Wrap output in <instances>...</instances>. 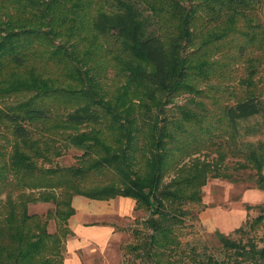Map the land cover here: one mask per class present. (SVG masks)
<instances>
[{
    "label": "trees",
    "instance_id": "1",
    "mask_svg": "<svg viewBox=\"0 0 264 264\" xmlns=\"http://www.w3.org/2000/svg\"><path fill=\"white\" fill-rule=\"evenodd\" d=\"M263 96L264 0H0V264H63L75 195L147 211L127 260L264 264L262 213L222 260L180 240L210 177L264 189Z\"/></svg>",
    "mask_w": 264,
    "mask_h": 264
},
{
    "label": "rangeland",
    "instance_id": "2",
    "mask_svg": "<svg viewBox=\"0 0 264 264\" xmlns=\"http://www.w3.org/2000/svg\"><path fill=\"white\" fill-rule=\"evenodd\" d=\"M184 98H179L178 102H183ZM264 104V96L262 97ZM252 123L257 122L260 127V133L255 136H249L247 139L256 140L257 138H264V123L260 116L251 119ZM82 152L81 149L69 146L66 152L59 158L57 163L59 165H71L77 159V156ZM264 171V168H263ZM80 198L87 199V204L95 203L99 200L89 199L88 197L77 195L74 198V204L83 207L86 204H81ZM125 198V197H124ZM120 197L106 200L113 202ZM112 200V201H111ZM131 200V198L129 199ZM98 202L95 207L97 215L86 217L88 221H96L113 226L115 228V236L104 247L105 241L101 240L94 230H87L83 234L82 241L84 243L85 252L82 253L83 264H138L139 260L130 257L126 259L123 246L126 242L133 241L134 235L132 230L140 228L143 232H148V229L142 225L144 218L148 216L145 210H133L128 214L120 212L105 213L111 209L109 203ZM264 203V189L256 187L254 181L251 179V171L247 170L242 178L237 181H230L223 178H209L202 189V203L199 205L186 204L192 214L185 218L184 225L180 228L181 243L186 251L194 247L200 254H211L215 258L225 259V252L221 243L215 235V230H219L232 238H239L241 234L235 229L239 226L245 225L248 219L262 213L257 204ZM251 206L250 208H248ZM54 204L51 202H36L28 205L30 213H45L47 209L53 208ZM55 221L52 219L49 222V231L55 230ZM264 233V220L262 224L255 230L251 231L250 235L258 240ZM87 242V243H86ZM94 243V246L92 244ZM91 247V248H90Z\"/></svg>",
    "mask_w": 264,
    "mask_h": 264
},
{
    "label": "crops",
    "instance_id": "3",
    "mask_svg": "<svg viewBox=\"0 0 264 264\" xmlns=\"http://www.w3.org/2000/svg\"><path fill=\"white\" fill-rule=\"evenodd\" d=\"M77 195L73 196L72 198V204L75 208V212L73 215H71L68 219V224L71 230L73 231V235L69 236L65 241V255H64V261L63 264H83V257L82 253L85 252L84 243L85 241H82L83 234L87 230H94L98 234V236L101 237L102 241H105L104 245H102L103 250L104 247L112 240V238L115 236V228L110 225H106L103 223H97L96 221H88L86 220V217H92V215H97L95 212L97 209L95 208L98 202H106V200H99L92 204H87V199L80 198L81 204H86L83 207L74 204V198ZM121 199L114 200V206L112 207V203L110 201H107L106 203H109L111 206V209L107 210L105 213L109 211V213L112 212H120L124 214H128L131 212L134 208V200L130 197H123L118 196ZM90 199V198H89ZM114 199V198H112ZM97 200V199H94ZM110 200V199H108ZM112 201V200H111ZM87 243V242H86ZM94 246V243L92 244ZM91 248V247H90ZM95 248V246H94Z\"/></svg>",
    "mask_w": 264,
    "mask_h": 264
}]
</instances>
